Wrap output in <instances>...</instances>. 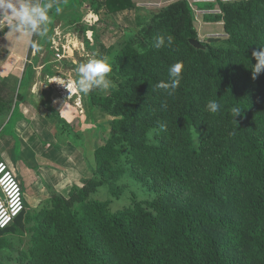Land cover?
<instances>
[{"label":"trees","instance_id":"1","mask_svg":"<svg viewBox=\"0 0 264 264\" xmlns=\"http://www.w3.org/2000/svg\"><path fill=\"white\" fill-rule=\"evenodd\" d=\"M89 1L106 16L135 6ZM216 3L219 12L204 19L222 21L224 36L200 39L189 1L171 0L105 48L110 92L91 91L88 101L110 117L109 131L91 176L0 229L26 236L0 264H264V72L253 79L251 69L264 46V0ZM157 35H171L172 46L153 47ZM178 61L180 84L169 95L155 85ZM16 91L14 78L0 77V125ZM209 100L219 112L206 110ZM232 106L242 108L235 119ZM130 180L154 197L131 191L114 206ZM3 247L13 244L0 237Z\"/></svg>","mask_w":264,"mask_h":264},{"label":"crops","instance_id":"2","mask_svg":"<svg viewBox=\"0 0 264 264\" xmlns=\"http://www.w3.org/2000/svg\"><path fill=\"white\" fill-rule=\"evenodd\" d=\"M58 1L61 3L65 0ZM133 1V8L109 14L110 22L115 27L101 29L97 40L98 48H107L123 36L124 29L133 28L137 18L149 17L151 12L171 0ZM188 1L195 15V26L200 39L225 35L222 21L204 19V15L218 13L216 0ZM12 2L19 7L21 0ZM27 2L41 6L42 2L51 5L58 3L55 0ZM209 4L214 5L208 7ZM81 5L73 8L61 3L58 7L69 12L80 9ZM56 8L49 10V22L42 24L38 32L27 37L12 30L4 18L8 10L0 12V77L14 78L19 88L16 91L18 98L14 99L9 113L0 125V128L5 126L9 120L5 133L0 135V159L15 172L22 185L26 212L38 208L51 192L66 197L73 185H81L83 179L90 177L94 149L103 143L109 131L110 117L89 104L88 96L91 92L85 95L55 91L56 89L51 91L47 86L54 79L57 82L63 76H69L70 82L78 81L81 74L76 72L73 76L64 65L70 61L75 62L78 69L81 64L87 63L69 53L61 59L55 57V46L62 45L63 42L50 40L51 36L45 37V34L47 29H61L60 24H54L57 18ZM12 23L15 25L17 22ZM79 44L81 48L85 42ZM14 224L15 221L11 226ZM18 230L19 232H2L0 237L8 240L9 236L16 233L21 235L22 229Z\"/></svg>","mask_w":264,"mask_h":264},{"label":"clouds","instance_id":"3","mask_svg":"<svg viewBox=\"0 0 264 264\" xmlns=\"http://www.w3.org/2000/svg\"><path fill=\"white\" fill-rule=\"evenodd\" d=\"M51 7V4H45L43 6L39 4L33 5L27 2V0H21L19 7H17L12 0H0V12L8 10V14L4 18L12 30L21 32L25 37L38 32L42 24L46 25L49 22V10ZM59 11L60 8L57 7L56 12ZM13 21L17 23L13 25ZM173 40L174 38L171 35H157L154 37L153 47L156 49L171 47ZM252 56L256 61L254 65L251 64L252 78L255 79L259 74L264 72V46H260L257 50H254ZM182 69V62L178 61L170 65L168 69L169 80L167 82L161 81L155 87L171 95L180 84ZM78 72L81 74L78 81L74 83L70 82L67 85L72 93H83L86 95L94 87H98L100 90H106L111 86V80L108 78V74L111 72V66L106 58L90 59L87 63L80 65ZM205 107L208 112L213 114L219 112L221 109V105L216 100H209ZM230 113L235 119V117L242 114V108L232 106Z\"/></svg>","mask_w":264,"mask_h":264},{"label":"rangeland","instance_id":"4","mask_svg":"<svg viewBox=\"0 0 264 264\" xmlns=\"http://www.w3.org/2000/svg\"><path fill=\"white\" fill-rule=\"evenodd\" d=\"M55 1L58 2V0ZM89 3L90 1L86 0L84 4L80 6V9H75L69 12L68 10L61 9L59 12H57V18L54 21V24H60L61 29H56L54 31L47 29V34H45V37L46 35L51 36L50 40L55 39L57 42H63V46L61 44H58V50H55V57L57 53L62 54L61 56L63 57H65V55L69 53L74 57L77 55L85 62L89 61L88 58L93 59L98 58L99 56L100 58L103 57L108 59V56L106 57L105 49L101 48V46L98 48V39L96 38L99 36L101 29H111V27H115V25H113V23L111 24L109 16H106L101 9H99L98 11H93L90 8ZM59 4L60 3L58 2L57 5ZM43 5H45L44 2H42V6ZM146 18L147 17H143L142 20ZM85 41L88 42V47L86 46V44H84V46L82 45V47L80 48L79 43ZM79 54L82 55L80 56ZM74 63L75 62L72 63L70 61L67 62V65H64V68L72 72L73 76L76 72H78V69L76 68L78 67V65ZM69 79V76H63L62 79H58L57 82L55 81L56 79H54L53 82H51V84L48 83L47 86L51 91L55 89V91H71V89L67 87V85L70 83ZM109 89L100 90L98 87H94L92 92L95 91L98 94L106 95L110 92ZM131 191L135 192V196L139 199H151L154 197V193L148 192L138 182L130 180V185L127 188L126 192L121 195L120 198L112 199L113 205L119 206L126 202L128 200V192ZM25 238L26 236L24 233H22L21 235L19 233H16L14 236H9L8 241L13 244V248H0V255H2V257L5 259H8L11 255H14L16 249L22 246V244H20V240Z\"/></svg>","mask_w":264,"mask_h":264},{"label":"built area","instance_id":"5","mask_svg":"<svg viewBox=\"0 0 264 264\" xmlns=\"http://www.w3.org/2000/svg\"><path fill=\"white\" fill-rule=\"evenodd\" d=\"M219 12V11H218ZM58 46H55L57 51ZM62 54H56L61 59ZM26 211L22 185L15 172L0 159V229L11 226Z\"/></svg>","mask_w":264,"mask_h":264},{"label":"water","instance_id":"6","mask_svg":"<svg viewBox=\"0 0 264 264\" xmlns=\"http://www.w3.org/2000/svg\"><path fill=\"white\" fill-rule=\"evenodd\" d=\"M59 2V1H58ZM190 43L197 49L204 48V45H202L199 41L197 40H191Z\"/></svg>","mask_w":264,"mask_h":264}]
</instances>
